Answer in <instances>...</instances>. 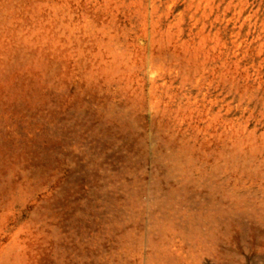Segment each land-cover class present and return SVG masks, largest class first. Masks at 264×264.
Wrapping results in <instances>:
<instances>
[{"label": "rangeland", "instance_id": "374dc122", "mask_svg": "<svg viewBox=\"0 0 264 264\" xmlns=\"http://www.w3.org/2000/svg\"><path fill=\"white\" fill-rule=\"evenodd\" d=\"M0 264H264V0H0Z\"/></svg>", "mask_w": 264, "mask_h": 264}]
</instances>
